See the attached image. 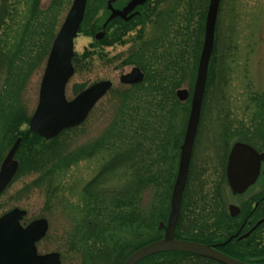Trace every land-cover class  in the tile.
Returning <instances> with one entry per match:
<instances>
[{
    "label": "trees",
    "instance_id": "16d2710c",
    "mask_svg": "<svg viewBox=\"0 0 264 264\" xmlns=\"http://www.w3.org/2000/svg\"><path fill=\"white\" fill-rule=\"evenodd\" d=\"M26 1L20 26L22 33L16 38L15 45L9 43V47H30L34 50L39 47L44 52L51 42L56 15L64 0H52L46 10L40 8L41 0ZM104 1L97 0L93 7L88 0L78 32L90 34L94 39L92 44L101 49L131 42L120 66L140 68L144 80L117 92L115 115L110 123L94 141L63 160L62 167L65 168L99 155L105 160L83 186L79 201L71 206L73 214L75 211V225L68 236L67 250L77 254L81 264H122L135 250L162 238L164 234L184 137L183 125L177 131L174 120L178 111H187L189 105L179 102L175 92L183 83L193 88L209 3V0H155L151 7V0H148L130 20L114 18L104 25L108 18L106 14L92 18L98 8L106 5ZM223 1L218 10L214 49L203 98L204 103L207 89L212 85L216 106L213 124L217 134L209 141L210 149L199 152L197 157L196 150H193L175 232L177 239L195 242H206L219 234V227L215 224L211 226V236L206 229L210 225L205 219V176L209 167H218L219 160L228 151L229 141L237 135L232 126L240 124L232 119L224 94L232 63L227 56H231L228 52L232 48L226 46L223 52L218 46L219 34L224 36L225 31L227 44L232 45L237 15L233 5L236 0H233L227 14L223 10ZM6 12L0 8V28L9 15ZM105 12L108 13V10ZM146 25L152 26L147 36ZM135 28L138 31L129 38ZM99 32L104 34L97 39ZM5 46H8L7 43ZM100 57L103 55L100 54ZM74 60L76 65L80 61L77 56ZM253 101L250 99L251 103ZM73 129L62 131V135ZM26 132L36 139H43L29 130ZM220 144H225V147L220 148ZM195 158H199L196 163ZM214 197L217 198V195ZM137 264L221 263L171 251L149 256Z\"/></svg>",
    "mask_w": 264,
    "mask_h": 264
},
{
    "label": "rangeland",
    "instance_id": "374dc122",
    "mask_svg": "<svg viewBox=\"0 0 264 264\" xmlns=\"http://www.w3.org/2000/svg\"><path fill=\"white\" fill-rule=\"evenodd\" d=\"M51 1L41 0L40 8L46 10ZM72 1L64 0L61 10L57 13L51 42ZM106 1H104L106 5L98 8L92 18L97 19L107 15L105 9L109 0ZM128 1L117 0L116 5L121 6ZM154 1L151 0L149 6L152 7ZM90 2L94 7L97 0H90ZM232 2L233 0L223 1L225 14L232 7ZM26 3V0H9L0 6L9 14L6 12L8 17L6 16L4 25L0 28V163L15 139L18 136L21 137V143L14 156L19 163L16 175L0 195V216L17 207L27 211L28 221L40 217L47 219L48 231L38 243V250L41 253L59 252L61 264H81L80 257L67 250L68 236L75 225L73 220L75 211L73 214L71 206L79 201L83 186L96 174L105 160L99 155L81 160L67 168L62 167V163L64 159L74 155L80 147L94 141L115 115L117 92L130 86L120 84L119 75L128 72L133 66H120V62L128 54L131 42L117 43L101 49L92 44L94 39L90 34H85L83 31L78 33L74 39L73 49L74 57L77 56L80 61L77 65L75 60V63L73 62L74 73L65 88L66 98L70 100L81 90L103 80L112 81L113 87L96 103L86 120L74 127L72 131L63 135L61 132L55 138L46 141L36 139L26 132L27 123L37 105L39 85L51 42L44 52L39 47L36 50L29 49L30 47L11 45L9 47V43L15 45L16 38L22 33L20 26ZM233 9L237 15L236 27L231 39L232 45L227 44V31L224 36L219 34V49L224 52L226 46L232 48L228 52L231 56H227L231 58L232 63L224 94L227 96L232 119L237 122L244 121L247 126H250L252 119L249 112L245 110L254 107L250 99L257 91L262 92L264 89V0H236ZM224 25L227 28L223 23ZM145 27L147 36V33H151L152 26ZM137 31L138 28H135L128 37H133ZM5 43L8 46H5ZM8 50L14 52L10 53ZM14 53L16 55L12 56ZM100 54L103 57H100ZM10 58L14 60L8 61ZM10 66L16 70L13 69L12 75L7 74L10 79L6 80L5 70ZM15 76L20 79L14 78ZM180 88L187 89L190 94L192 92V88H189L187 83H183ZM206 94L194 145L196 157L199 152L210 149L209 141L217 134L213 124L216 106L212 98L214 96L212 85L208 87ZM184 104H189L187 111H178L174 120L177 131H180L182 125L185 131L187 124L190 99ZM235 127L233 125L232 129ZM19 133L22 135H18ZM236 138H232L229 144ZM196 160L199 158H195L194 163L197 162ZM146 199H148L147 195Z\"/></svg>",
    "mask_w": 264,
    "mask_h": 264
},
{
    "label": "water",
    "instance_id": "95a60500",
    "mask_svg": "<svg viewBox=\"0 0 264 264\" xmlns=\"http://www.w3.org/2000/svg\"><path fill=\"white\" fill-rule=\"evenodd\" d=\"M147 0H129L122 10H114L104 25L115 17L129 20L134 14L128 15L134 8ZM87 0H73L70 8L57 31L46 60L40 82L38 103L33 112L28 128L46 140L56 137L61 131L80 125L88 116L95 104L112 88L110 80L96 82L80 91L72 99L65 96L66 85L73 75L72 58L74 55V38L83 20ZM110 2H108L109 4ZM220 0H209L206 12L203 44L197 65L195 82L191 94L190 111L185 128L183 142L180 147V158L174 182L170 211L161 239L152 241L131 253L122 264H137L141 260L162 252L179 251L207 257L223 264H264L246 263L233 259L214 248L189 240L176 239L175 229L180 215L183 191L187 182L189 164L194 139L200 119L202 100L206 86L208 65L212 55L215 38V27ZM104 32L96 34L100 39ZM144 74L132 67L128 72L119 75V83L135 85L143 81ZM175 95L180 102L189 98L185 88L176 90ZM21 137L16 138L0 167V194L13 179L18 162L14 155L20 145ZM256 152L248 145L235 143L231 147L227 163V180L235 192L238 174L241 170H250V176L244 184L251 182L257 174ZM26 211L13 208L0 217V264H60L57 252L38 254L35 243L48 229L46 219L40 218L22 227L20 220Z\"/></svg>",
    "mask_w": 264,
    "mask_h": 264
},
{
    "label": "flooded vegetation",
    "instance_id": "af4514ba",
    "mask_svg": "<svg viewBox=\"0 0 264 264\" xmlns=\"http://www.w3.org/2000/svg\"><path fill=\"white\" fill-rule=\"evenodd\" d=\"M116 1L117 0H109V4L107 2V16L110 15L111 8L114 10H122L127 4L126 2L124 5L117 6ZM147 1L144 4H146ZM7 2H9V0H0V6L1 4ZM140 6L134 8L133 11L128 15L135 14ZM13 69L14 71L16 70L10 66L5 70L6 80L10 79L7 74L12 75L14 73ZM14 78L20 79L16 76ZM251 99L254 100L253 102L255 104L257 103L256 105L253 103L254 107L252 109L245 110L246 112H249V116L252 119L251 125L247 126L246 122L240 121V124L235 127V130L237 131V135L235 137L237 138L231 144H228V151L226 155L221 160H219L218 167L211 166L212 168L209 167V169L206 171L204 182L205 197H207L205 219L207 220V224L210 225V227L206 229H208V235L211 236L210 234L213 230L211 226L215 224V226L219 227V234L217 237L210 240L208 239L206 242L196 243L208 245L215 250L241 262L258 263L264 262V89L262 92L257 91ZM262 100L263 102H261ZM201 118L202 110L196 136ZM235 143L246 144L256 152L257 155L255 165H257V174L254 179L252 178L251 182L244 184V180L250 176V170H247L246 173H244V170H241L238 174L239 181L236 186V191L234 192L227 180V163L229 152ZM194 145L195 140L193 144L190 165L192 161ZM224 145L225 144H220V148L225 147ZM215 195H217V198L214 197ZM31 221L27 220L26 211V214L20 221V224L25 227ZM41 240L36 242L38 254H44L41 253L37 247ZM199 257L218 262L207 257Z\"/></svg>",
    "mask_w": 264,
    "mask_h": 264
}]
</instances>
